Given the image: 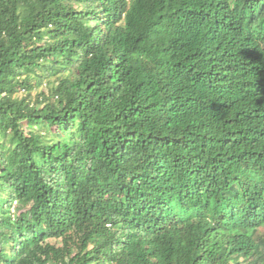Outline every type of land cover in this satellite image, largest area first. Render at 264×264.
<instances>
[{
  "label": "trees",
  "instance_id": "trees-1",
  "mask_svg": "<svg viewBox=\"0 0 264 264\" xmlns=\"http://www.w3.org/2000/svg\"><path fill=\"white\" fill-rule=\"evenodd\" d=\"M0 264H264V0H0Z\"/></svg>",
  "mask_w": 264,
  "mask_h": 264
},
{
  "label": "rangeland",
  "instance_id": "rangeland-1",
  "mask_svg": "<svg viewBox=\"0 0 264 264\" xmlns=\"http://www.w3.org/2000/svg\"><path fill=\"white\" fill-rule=\"evenodd\" d=\"M40 88L47 89L48 86L45 85V84H43ZM40 88H37V89H33V90H32V92H31V98H32L33 100L36 98V94L38 93V91H39ZM22 93H24V92H22ZM14 210H15V208L12 209V213H13V214L15 213Z\"/></svg>",
  "mask_w": 264,
  "mask_h": 264
}]
</instances>
